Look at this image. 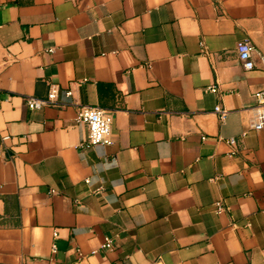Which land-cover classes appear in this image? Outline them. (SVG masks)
I'll list each match as a JSON object with an SVG mask.
<instances>
[{
    "label": "crops",
    "instance_id": "0c3cea01",
    "mask_svg": "<svg viewBox=\"0 0 264 264\" xmlns=\"http://www.w3.org/2000/svg\"><path fill=\"white\" fill-rule=\"evenodd\" d=\"M263 58L264 0H0V264H264Z\"/></svg>",
    "mask_w": 264,
    "mask_h": 264
},
{
    "label": "built area",
    "instance_id": "2783aa9c",
    "mask_svg": "<svg viewBox=\"0 0 264 264\" xmlns=\"http://www.w3.org/2000/svg\"><path fill=\"white\" fill-rule=\"evenodd\" d=\"M239 59L243 63L246 70L251 71L255 68L253 61V52L255 50L252 42L248 39H244L237 44L236 47ZM264 60V58H263ZM212 93H217L218 89L213 86L210 88ZM70 96L71 92H67ZM256 104L254 106L255 111V124L254 129L256 131L264 130V89L255 95ZM58 99L57 86H53L46 99H39L35 97L27 98V106L31 111L40 110L48 106H56ZM215 113L219 116L220 122L225 124L227 111L221 106H217ZM77 122L86 124L88 127V138L80 145L83 149H92L97 146H112L114 141L112 139L113 126L115 122V111L106 110L98 106H81L76 112ZM245 135V134H243ZM230 146L237 145V141L234 138L227 140ZM234 155V152H232ZM88 181V180H87ZM216 212L223 213L227 211L221 203H216ZM58 234L54 233V238H57ZM114 244L110 239H106L102 245V249L113 250ZM56 246H53V252L56 251ZM97 251L92 252L96 254ZM82 256V254H80Z\"/></svg>",
    "mask_w": 264,
    "mask_h": 264
}]
</instances>
